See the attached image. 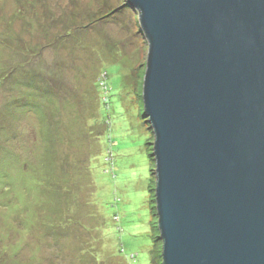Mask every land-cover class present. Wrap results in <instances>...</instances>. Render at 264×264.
<instances>
[{"label": "rangeland", "instance_id": "rangeland-1", "mask_svg": "<svg viewBox=\"0 0 264 264\" xmlns=\"http://www.w3.org/2000/svg\"><path fill=\"white\" fill-rule=\"evenodd\" d=\"M137 17L0 0V264H162Z\"/></svg>", "mask_w": 264, "mask_h": 264}, {"label": "water", "instance_id": "water-1", "mask_svg": "<svg viewBox=\"0 0 264 264\" xmlns=\"http://www.w3.org/2000/svg\"><path fill=\"white\" fill-rule=\"evenodd\" d=\"M147 42L162 264H264V0H126Z\"/></svg>", "mask_w": 264, "mask_h": 264}, {"label": "trees", "instance_id": "trees-1", "mask_svg": "<svg viewBox=\"0 0 264 264\" xmlns=\"http://www.w3.org/2000/svg\"><path fill=\"white\" fill-rule=\"evenodd\" d=\"M113 10L114 9H111V10H109L106 14H111L112 12H113ZM43 82V83H42ZM41 84H42V86L44 85V86H46V82L44 81V79L42 78L41 79ZM48 91V90H47ZM50 91V90H49ZM53 92H52V90H51V94H52ZM41 94L42 93H40L38 96L36 95V97L34 98V101H36L35 103L36 104H39L40 103V101H41V99H42V96H41ZM30 97V96H29ZM47 179V181H48V178H46ZM48 183V182H47ZM71 194H74V191L72 192H70ZM70 193H68V192H66V193H64L65 195H68V194H70ZM49 199H51V198H49ZM51 232H53V230L51 231ZM55 233H57V232H55Z\"/></svg>", "mask_w": 264, "mask_h": 264}]
</instances>
